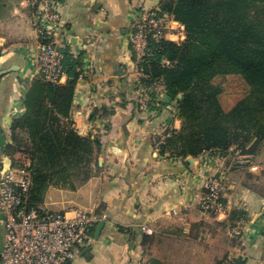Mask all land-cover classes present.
<instances>
[{
    "label": "crops",
    "instance_id": "0c3cea01",
    "mask_svg": "<svg viewBox=\"0 0 264 264\" xmlns=\"http://www.w3.org/2000/svg\"><path fill=\"white\" fill-rule=\"evenodd\" d=\"M61 1L64 48L84 54L72 121L79 134L98 137L102 150L94 177L74 188L50 185L41 206L82 208L105 222L98 239L95 226L91 250L82 255L83 248L69 264H218L226 257L264 264V191L258 184L263 167L234 168L235 159L248 156L245 162H254L255 155L206 153L189 161L161 152L157 143L164 132L182 126L162 84L155 86L158 95L152 93L158 104L136 108L140 76L129 34L140 15L160 10L163 0ZM44 41L30 0H0V70L13 68L0 78V127L8 142L13 120L25 112L28 87L38 77L36 57ZM213 174L227 184L223 213L199 205L204 181ZM235 209L250 218L237 236L230 220Z\"/></svg>",
    "mask_w": 264,
    "mask_h": 264
},
{
    "label": "trees",
    "instance_id": "16d2710c",
    "mask_svg": "<svg viewBox=\"0 0 264 264\" xmlns=\"http://www.w3.org/2000/svg\"><path fill=\"white\" fill-rule=\"evenodd\" d=\"M159 13L172 15L186 30L180 43L151 40L150 53L139 66V86L155 89L162 84L167 104L176 102L182 120L161 152L183 159L231 151L256 155L264 144V0H163ZM83 55L65 48L66 82L40 77L31 82L25 112L13 120L7 150L0 152L7 169L14 167L16 154L30 161V207H42L50 185L74 188L100 169L101 141L79 134L71 117ZM227 74L240 75L250 87L229 110L214 83L215 77ZM136 108L140 112L139 101ZM240 218L247 221L249 216L232 210L230 220ZM241 263L234 258L233 264Z\"/></svg>",
    "mask_w": 264,
    "mask_h": 264
},
{
    "label": "built area",
    "instance_id": "2783aa9c",
    "mask_svg": "<svg viewBox=\"0 0 264 264\" xmlns=\"http://www.w3.org/2000/svg\"><path fill=\"white\" fill-rule=\"evenodd\" d=\"M61 0H30L33 22L40 37L46 40L37 53L38 77L64 83L67 76L64 70L65 46L61 22ZM160 10L146 11L140 15L129 34V42L134 52V64L140 78L143 76L139 66L146 61L150 53L151 40L167 39L177 43L186 38L185 26L168 13ZM163 86V85H162ZM140 110H148L158 104L155 89L140 85ZM167 94L165 87L161 92ZM158 95V94H156ZM173 130L164 132L157 143L160 146ZM248 156L238 158L236 163H243ZM29 163L26 165V167ZM25 168H6L0 154V223L5 228V239L0 248V264H69L78 256L80 248L95 243L94 228L104 217L82 209L51 211L30 207L29 193L32 176ZM257 169L258 166H252ZM204 194L199 205L203 211L225 212L224 195L227 191L224 179L213 174L203 184ZM245 220L235 221L231 229L234 236L242 235ZM144 232L152 230L142 227ZM229 257L222 264H233Z\"/></svg>",
    "mask_w": 264,
    "mask_h": 264
},
{
    "label": "rangeland",
    "instance_id": "374dc122",
    "mask_svg": "<svg viewBox=\"0 0 264 264\" xmlns=\"http://www.w3.org/2000/svg\"><path fill=\"white\" fill-rule=\"evenodd\" d=\"M0 50H1V48H0ZM1 53H2V50H1ZM2 76H0V78ZM214 83L218 87L221 88L220 101H221L222 106L225 110L231 109L239 99L246 96L250 91V87L245 82V80L240 75H237V74L218 75L217 77H215ZM173 105H176V102H174ZM238 155H239V153H238ZM237 157L238 156L233 157V160ZM15 158L16 159L14 162V166L16 168H19V169L25 168L26 165L28 163H30V161L28 160V158H26L25 155L16 154ZM254 162H245L244 161L243 163L238 164V163H236V159H235L234 168H239L241 165H245V166L246 165H249V166L261 165L263 167V170L261 171L262 172V179H261L262 182H260L258 184L261 187L262 192H263L264 191V144L261 147V149L257 152V154L255 155ZM253 170H255V169H253ZM254 183H256V182H254ZM225 185L227 187L226 183H225ZM64 199L66 200V196L64 197ZM63 202H66V201H63ZM0 218H1V216H0ZM233 226H234V224H233ZM4 236H5V228L3 225L0 224V248H1V245L4 241V239H5ZM82 249L83 248H80L78 253Z\"/></svg>",
    "mask_w": 264,
    "mask_h": 264
},
{
    "label": "water",
    "instance_id": "95a60500",
    "mask_svg": "<svg viewBox=\"0 0 264 264\" xmlns=\"http://www.w3.org/2000/svg\"><path fill=\"white\" fill-rule=\"evenodd\" d=\"M12 70H13V68L5 69V70H0V76H1L2 74L7 73V72L12 71ZM7 145H8L7 137H6V135L4 134L2 128L0 127V151H1V152L6 151V150H7V147H8ZM188 160H189V161H192L191 157H189ZM262 213H264V209H263V212H262ZM104 224H105L104 220H101V221L98 223V225L96 226V232H95V237H96V239L99 238L100 233H101V231H102V229H103V227H104ZM91 247H92V246H89V247L84 248L83 251H82V255H84V254L87 253L89 250H91Z\"/></svg>",
    "mask_w": 264,
    "mask_h": 264
}]
</instances>
